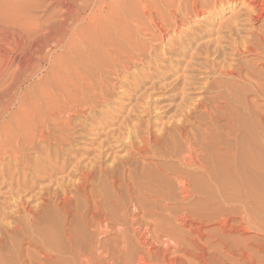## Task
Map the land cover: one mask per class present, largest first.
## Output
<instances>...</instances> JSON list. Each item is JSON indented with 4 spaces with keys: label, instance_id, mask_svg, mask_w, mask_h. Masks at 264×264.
Wrapping results in <instances>:
<instances>
[{
    "label": "bare ground",
    "instance_id": "bare-ground-1",
    "mask_svg": "<svg viewBox=\"0 0 264 264\" xmlns=\"http://www.w3.org/2000/svg\"><path fill=\"white\" fill-rule=\"evenodd\" d=\"M51 1L0 0V81L21 52L0 86V264H149L174 250L185 264H261L264 0ZM199 19L206 30L191 29ZM33 168L49 181L38 193ZM179 194L217 228L191 213L169 224L160 202ZM178 233L184 247H161Z\"/></svg>",
    "mask_w": 264,
    "mask_h": 264
},
{
    "label": "rangeland",
    "instance_id": "rangeland-1",
    "mask_svg": "<svg viewBox=\"0 0 264 264\" xmlns=\"http://www.w3.org/2000/svg\"><path fill=\"white\" fill-rule=\"evenodd\" d=\"M51 2H53V0L51 1ZM58 4V3H57ZM57 6H59V4L58 5H56L55 4V7H56V9L55 10H59V7H57ZM227 7V5L225 6V8ZM243 7H242V5H240L238 8H236V9H233V13L235 12V13H237V12H239L241 9H242ZM64 9H61L60 11H63ZM233 13H231V12H228V13H225L224 14V18H223V20H222V22H224V21H227L228 19H230L231 17H232V15H233ZM234 13V14H235ZM35 14V13H34ZM35 15H42V13L41 12H38L37 13V11H36V14ZM211 19V18H210ZM210 19L209 20H201V19H199V20H197L198 22L196 23V25H194L193 27H191V29L192 30H198V29H201V30H206L207 29V26H208V24H211V22H210ZM14 48V47H13ZM7 50H8V48H7ZM10 50V49H9ZM14 51H12V50H10L11 52H7V59L8 60H6L7 62H5V63H7V65H9V64H11L10 66L12 67H10V66H7L6 64H4V66H3V71H5L6 72V76L8 75V76H10L12 73H13V69H15L16 68V65L17 64H19L20 62H21V55H20V53L21 52H18L19 50H17L16 48L15 49H13ZM13 52V53H12ZM16 52V53H15ZM11 55H10V54ZM19 53V54H18ZM10 55V56H9ZM10 58V59H9ZM18 60V61H17ZM13 61V62H12ZM8 62H9V64H8ZM15 63V64H14ZM13 65H15V66H13ZM5 67V68H4ZM9 68H10V70H9ZM5 69V70H4ZM12 69V70H11ZM7 70H9V71H7ZM15 71V70H14ZM9 72V73H8ZM8 76L7 77H5L4 78V80H1L0 81V86H2V84H5L7 81H8ZM204 82V81H203ZM2 88V87H1ZM126 90V89H125ZM120 100V99H119ZM161 103V104H160ZM124 103H120L119 101H116V102H114V104H113V106H112V111H113V114L114 113H118V115H121V113L122 112H120L121 111V108H124V107H126V105L124 104ZM169 104H171V102L170 101H166V100H161V102H159V103H157L155 106H156V109H158V112L156 113L157 115H161L162 117H164V116H166V115H168V114H170V113H168L167 114V109H168V105ZM123 105V106H122ZM158 107V108H157ZM167 107V108H166ZM16 111V110H15ZM15 111H13V112H15ZM124 113H126V112H124ZM123 113V114H124ZM20 120H19V119ZM17 119H18V121L16 120V122H18L17 124H23V122H20V121H24V120H21V118H20V115H19V117H18ZM23 119V118H22ZM164 120V119H163ZM166 121V119L164 120V122ZM81 146V145H80ZM28 152L30 151V150H27ZM27 152V153H28ZM32 151H30L29 152V156H33L32 158H34V156H35V154L33 153H31ZM30 153H31V155H30ZM36 157V156H35ZM44 167H46L45 165L44 166H42V168H44ZM48 167V166H47ZM32 170H34V171H32L33 173H35L36 172V170L33 168ZM37 173H39L41 176H43L44 174L43 173H40V172H36V174ZM39 174H37V176H38V178H40V179H38L37 177L35 178V177H29V179L30 178H33L34 180H36L37 179V181H34V180H32V179H30V184L32 183H36V182H38V183H36V184H39L38 186L36 185L35 187V192L36 193H38L43 187H45V186H47L48 184H49V181L47 180V179H44V177H45V175H44V177H42L41 178V176H39ZM60 177V176H59ZM46 178V177H45ZM44 180V181H42V180ZM39 180H41V182L39 181ZM43 182V183H42ZM45 183V184H44ZM46 183H47V185H46ZM38 187V188H37ZM7 190H9V188H4L3 190H2V193H6L7 192ZM38 190V191H37ZM175 195H176V193H175ZM180 195V194H179ZM5 196V198H1L0 197V202L2 201L3 203H6V202H10L11 201V199L10 198H8L6 195H4ZM181 197V195L180 196H178V197H176L175 196V198L174 197H171V198H168L167 196H165L164 198H163V200L160 202V204L162 203V204H164V202H165V204L164 205H162L161 204V207L162 206H164V208L166 209V213H164V214H166V215H169L170 217H171V221L170 222H168L169 224H171L172 226H174L175 225V227H177V228H179V229H181V227H180V224H181V226L183 225V223H181V221L179 222V220H181V219H178L179 218V216L180 215H183V213H184V215L183 216H185V214H189L190 215V213H191V216H192V218H197V222H198V225H199V227H201V229H202V232L204 233V232H210V230L211 231H213V229L215 230L216 228H217V224L216 223H205V225H204V223L201 221V220H199V219H201L200 217L202 216V219H203V214H209L210 212H208L209 211V209L207 210V208L204 210H202L201 208L202 207H195L196 208V211H197V209L199 208L200 210V212L202 213V215H200V212L199 211H197V212H193V203H189L188 204V206H183L184 208L183 209H181L180 208V200H182V198H180ZM28 198H30V197H27L26 199H28ZM166 198H168V200L166 199ZM167 200V201H166ZM175 200L177 201V202H175ZM36 201L37 200H35V203H36ZM39 202L40 201H42V200H38ZM37 201V203H39ZM174 201V202H173ZM167 202V203H166ZM173 202V203H172ZM199 201H195V204H197ZM35 203H33V205L35 204ZM170 203V204H169ZM178 203V204H177ZM168 204V205H167ZM177 206H176V205ZM179 205V206H178ZM191 207V209H190V207ZM168 207V208H167ZM171 207V208H170ZM173 207V208H172ZM178 207L180 208V209H178ZM170 208V209H169ZM175 208V209H174ZM187 210H186V209ZM189 208V209H188ZM173 209L175 210V213L173 214ZM170 210V212L168 213V211ZM0 211H3V215H6L7 214V211L6 210H1L0 209ZM132 211V208H130L129 209V212H131ZM173 211V212H172ZM205 211H207V212H205ZM172 212V213H171ZM179 212V213H178ZM189 212V213H188ZM197 213H198V215H197ZM194 216H193V215ZM179 215V216H178ZM200 215V216H199ZM13 217H11V221L10 222H13L14 220V222H17V223H20V222H22L23 224H24V222H23V219H20V218H22V217H17V216H14V215H12ZM178 216V217H177ZM197 216V217H196ZM199 216V217H198ZM15 217H16V219H15ZM174 217H176L175 219H174ZM19 218V219H18ZM16 220H20V222L19 221H16ZM22 220V221H21ZM176 221V222H175ZM202 223H201V222ZM201 224H200V223ZM236 222H239V220L237 221H235V222H233V224H235ZM22 223H20V224H22ZM209 224V225H208ZM211 224H212V226H211ZM203 225V226H202ZM13 226V225H12ZM167 231H169V230H167ZM186 231H188V228L186 227L185 228V231H183V228H182V232H186ZM206 234H209V233H206ZM17 234H15V236H13V242H14V244H16L17 245V243H18V245H17V250L18 249H20V248H22V250H26V248L27 249H29V247L26 245V240H25V238H21V236H20V233H18V236H16ZM173 235V237H169V239L171 240H168V239H165V238H163V242H162V240H161V242L164 244V245H162L161 247L162 248H165V246L167 245V246H169V247H175V248H177L178 246L177 245H173V243H175L176 242V244H181L182 243V241H184V243L185 244H187L188 242H186L185 241V239H184V237H183V235L182 234H180V233H178L177 235H174V234H172ZM182 235V236H181ZM180 236V238H179V240L177 239L178 237ZM193 235L192 234H190V238H191V240H193V238H195V236H196V238H197V236L198 235H194V237H192ZM240 235H237V234H234V235H232V237L233 238H249V237H251V238H255V237H258V235H257V232H255V231H250L249 233H247V234H245V235H242L241 237H239ZM181 237H182V239H181ZM114 237H109V238H107V240L108 239H113ZM173 238V239H172ZM210 239L211 238V240L213 239V235H210V238H209V236L208 237H204V240L206 241V239ZM264 238V237H263ZM262 237H261V240H263L264 241V239H263ZM16 239H17V241L18 242H16ZM19 239V240H18ZM165 240H167V243H166V241ZM174 240V241H173ZM26 241V242H25ZM173 241V242H172ZM24 242V243H23ZM169 242V243H168ZM170 242H171V244H170ZM179 242V243H178ZM22 243V244H21ZM184 243H182V247H184ZM22 245V246H21ZM173 245V246H172ZM21 246V247H20ZM177 246V247H176ZM190 246H192L193 247V245H191V243H190ZM20 247V248H19ZM31 250H35L36 251V249L35 248H30ZM175 252H174V254L173 253H169V254H167L165 257L167 258H165L164 257V255L163 256H157V258L159 257V259L157 260V258L155 257V259L154 258H152V259H148V262H149V264L150 263H152V264H154V263H156V264H168V262L170 263V262H173V261H175V264H180V261H181V259H182V261H181V264H185V262H187V261H189V260H193L194 258H192V256H188L187 254H185L184 252H182V251H177V250H174ZM177 252V253H176ZM183 255H182V254ZM15 254H17V251L16 252H12V253H10V255L9 256H11V257H14V256H16V257H14V258H12V260L14 261V262H17L19 259H17V258H20L21 256H19V257H17V255H15ZM172 254L174 255V256H172ZM263 254V255H262ZM262 254H260V257L261 256H264V253H262ZM41 255V256H40ZM168 255L170 256V258L168 257ZM175 255H177V257H175ZM178 255L180 256V259L178 258ZM181 255H182V258H181ZM39 256L40 257H42V254L41 253H39ZM207 256V255H206ZM162 257L163 258H165V259H162ZM172 257V258H171ZM184 257V258H183ZM187 257H189V258H187L188 260L186 261V258ZM190 257H191V259H190ZM236 259H238L239 257L238 256H234ZM169 258V259H168ZM174 258V259H173ZM175 258H176V260H175ZM177 258L179 259V261L177 260ZM17 259V260H16ZM104 259V258H103ZM108 258H105L104 260H107ZM154 259V260H153ZM185 259V260H184ZM109 260V261H108ZM107 261H105L106 263L105 264H110V262H111V258H109ZM167 260H168V262H167ZM172 260V261H171ZM152 261V262H151ZM155 261H158V262H155ZM160 261V262H159ZM184 261V262H183ZM190 261V262H191ZM194 261V260H193ZM162 262V263H161ZM178 262V263H177ZM261 264H263L264 263V261H262L261 260ZM83 263H85V264H87V262L86 261H84V262H82V264ZM193 263H195V262H193ZM192 263V264H193ZM258 263V262H257ZM188 264V263H187ZM202 264H205V263H202ZM258 264H260V263H258Z\"/></svg>",
    "mask_w": 264,
    "mask_h": 264
}]
</instances>
